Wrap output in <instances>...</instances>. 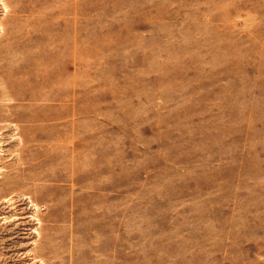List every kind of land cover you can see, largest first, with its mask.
<instances>
[{
  "label": "rangeland",
  "instance_id": "1",
  "mask_svg": "<svg viewBox=\"0 0 264 264\" xmlns=\"http://www.w3.org/2000/svg\"><path fill=\"white\" fill-rule=\"evenodd\" d=\"M0 264H264V0H0Z\"/></svg>",
  "mask_w": 264,
  "mask_h": 264
},
{
  "label": "bare ground",
  "instance_id": "2",
  "mask_svg": "<svg viewBox=\"0 0 264 264\" xmlns=\"http://www.w3.org/2000/svg\"><path fill=\"white\" fill-rule=\"evenodd\" d=\"M19 195V194H18ZM17 197V196H16ZM13 198V197H12Z\"/></svg>",
  "mask_w": 264,
  "mask_h": 264
}]
</instances>
